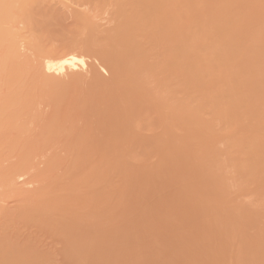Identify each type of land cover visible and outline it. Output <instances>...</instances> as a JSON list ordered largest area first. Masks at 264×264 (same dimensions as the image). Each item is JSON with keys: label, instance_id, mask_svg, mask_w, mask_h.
<instances>
[{"label": "bare ground", "instance_id": "obj_1", "mask_svg": "<svg viewBox=\"0 0 264 264\" xmlns=\"http://www.w3.org/2000/svg\"><path fill=\"white\" fill-rule=\"evenodd\" d=\"M46 1L48 2V4ZM49 1L51 2V0H0V56H1L0 71L2 70L3 72H5V75L3 72L0 73V77L4 75V77H2V80L0 82V87L1 86L3 87L4 84V87L6 88L8 85V89H9V93H7L8 95L10 94V92H12V90H14L11 93V96H8L10 97V99L5 96V98L7 99L6 101V99H4L3 96V99L5 101L0 103V106L2 107V109H0V129L2 125H3L2 129L6 127V122L5 124L3 123V120L5 121L4 118H6L7 121L9 118V121L12 120L18 123V120L25 116L24 114L27 111L26 109L27 108L29 109V107H27V104L29 103L28 102L29 98L27 97L28 99L26 102L25 101L26 96L23 97L22 93L25 94L26 92V95H28V93H30L31 90H33L32 92L33 94L31 93L32 96L30 97H33L35 93L34 96H36L37 98L36 93L38 91H36V89L37 88L40 89V88L37 85H35L36 84L35 82L37 81L41 82L39 79H41L42 77L41 75L43 74L42 71L38 70L41 68V66L40 68L38 67V69H36L37 67H35L34 72H30L31 74L27 72L28 70L27 71L24 70L25 67L22 68V70H24L25 73L24 71L22 72V70L20 71L22 73H20L18 72L19 70L17 71L15 69L14 65H16L17 63L15 59L18 57L19 49H20L18 46L19 45L18 43L20 42H18L19 40H17L19 34L17 35V32H21V31L24 32L25 29H23V25H26L29 22L27 25L30 26L31 25L30 21L34 19L35 16H38L40 13H44L45 7L47 6L51 7ZM96 1H100L98 2V4L100 3H103L104 5L106 4L105 8L109 7V5L110 7L114 8L112 12V14H114V18L112 16V20H114V23H112V25L113 24L114 25L113 27L110 28L111 30L109 31L106 30L104 31L106 33H103L102 31L98 30V28L95 26L96 24L94 23L92 24V21L90 22L89 21L90 19H87L89 18L88 16L85 15V17L87 18L84 17L85 19L83 20L82 15L81 16L79 15L80 16L79 20H82L84 24L86 20H88V22H86L87 24H85V27L88 29H86L83 25V28L86 29L85 31L88 30L89 31L88 33L90 34L88 35L87 41L85 40V42L86 43L93 42V43L86 44L83 41V39L77 40V42H74L73 45H71V43H73L71 42L70 44H68L71 46L66 47L68 46L66 45L64 47L65 49L61 48L62 49L61 51L58 50L56 51L51 47L50 48L52 50L45 47L47 49H43V50L40 49V51L38 52L40 53V55L38 54V57L40 56V59L45 62L44 65L46 69L48 68L47 69L48 71L49 70L52 71V69H55V67L59 69L58 71L60 70L62 71L64 70V68H66L65 66H68L70 68L71 66L74 65L75 62L78 61L84 62L78 55V52L77 53L75 52L77 48L81 49L79 47H82L85 44L88 46L98 45L97 46L98 49L100 47L102 48V50L101 48L99 49L101 54L103 53L102 51H104L105 52L104 56L107 57V59L109 57L110 61L109 59L108 61L110 63L109 65H111V68L113 66L112 68L113 71L111 70L113 72V75L111 74L112 78H110V81L111 80L112 81L111 82L109 81L107 83L102 82V84H99L101 82H99L100 81L99 77L97 78L96 76L92 78L93 79L92 85H90L89 89L85 91L80 90L82 89L80 85L73 86L75 83H78L80 79L78 81L73 80L71 82V85H69L70 87L64 86L65 88L58 87L59 85L56 86V84H54L55 87L52 88V86L54 85L52 86L49 85L52 89L51 90L48 89L47 91L51 92L50 94L52 95L53 103L55 105L54 108L57 109V110L54 109L55 110L54 112L52 111L55 114L53 116L56 117V115L59 113L58 109L62 110V112H60L61 115L63 112L65 113L68 112L69 109L70 111L62 116L60 115L59 117H61V119L58 117L56 119H52L53 113H51L50 115L52 116V118H50L48 120L49 122L47 121L46 124L45 121L42 119L44 121L45 126L44 124L42 125L41 122L42 130L39 129L40 130L39 133L41 134H38V136L31 135L33 137H36L35 139L32 137L33 142L31 141V138L29 140L28 137L27 139L29 140V142L30 141L32 142L29 143V146L27 143L28 140L24 139L25 141H23L18 145V147L20 148V150L18 149L19 150L18 152L20 153L22 152L23 157L26 159L29 156H31V153H33L32 155H34L36 150L38 151H40L41 149L44 150V148H46V146H48L49 144L53 142H59L61 146H63V148L65 149V152L69 153L67 154V156H70V158L69 160L68 157L66 158L67 160L65 163L66 165L65 164L63 165V163L65 162L63 160L65 158H62L63 159L62 160L60 157L57 156H55V158L53 156V158H51V161L50 162L48 161L49 166L46 164L47 165L46 167L48 169L46 168V171L44 170L45 171L44 173L47 174V170H48L47 176H49L52 175L55 171H57L52 175V177L53 179L59 177V179L57 180L58 182L55 179L54 181L56 183L52 184L51 186V183L54 181L53 180L51 181L49 177L46 178V176H42V179H40L42 180L41 181L42 183H43V179L46 178L44 180V182L46 181V183H43L42 186H46V187H49V185L51 186L49 187L50 189L48 188L49 189L48 191H46L47 188L45 189L44 187L40 186V188H43L44 190L40 189L39 187L38 188L40 190L37 188L38 190L36 191L39 192L42 190L40 193H34L33 190L31 192L32 193L31 195L34 194L35 197L33 196L32 199L30 198L31 197L30 192H28V195L30 197L27 194H23L22 197L25 195L29 198L28 202L24 200L25 202H23V205L21 204L22 201H19L20 200L19 197H21L19 195L18 202L21 204V206L20 204H17L19 208L16 206L15 209H12L11 212H9L10 210L5 211V209L1 207L2 210L3 209L4 210L3 211L0 210V264H41L42 262L46 261L44 260L46 257H47L46 259L48 260V258H50L49 257L50 255L51 258L49 259L50 260L49 264H52L53 259L56 258L57 255L53 253V251L52 253L54 255L51 254L50 251L49 252L47 251V249L43 250L45 252L42 251V249L44 248L41 247L40 242L45 237H48L50 239L52 238L53 241L56 240V243H58L59 240H60L59 243L62 242V244L59 243L58 244L62 248L61 249L62 251L61 250L60 251L63 252L64 254L63 256L64 261H66V259H68L67 261H70V263L65 262V264L66 263L67 264H113L114 262L116 264H126V263L131 264L132 260H134V264L136 263L144 264L145 261L146 264L147 262L148 264H150L151 260L149 261L145 260L143 263L142 259L143 258L145 259V257L146 258L148 257L147 259L155 258L153 261L156 262L157 253L155 254L152 253L153 254V255L151 254L152 257L149 258V256H151L149 252L152 251H149L148 248L151 247V243L153 241L158 240V239L155 240L157 237H160V235H158L159 234L158 231L161 230L160 234H162V236L165 235L164 238H166L167 233L166 234L164 233L163 235L162 231L168 229L169 231L168 233H170V230L172 231L173 229L169 226L171 225L174 226L175 222H178V220L182 217L181 215L190 217V214H193L195 209H196L195 214L191 215L193 216L192 219L194 218L193 221L192 219L189 220V218L186 219L184 216L183 218L184 220L186 219V221L187 220L191 221L190 225L192 224V226L195 227L197 226L196 223H199L198 218L201 217L200 218L201 223L198 224L200 225L201 228L197 226L198 230L201 231L198 232L196 227H195L196 230L193 229L194 227L192 228L194 231L191 230L190 228V230L194 232L192 234L193 238H190V240L193 242L192 244H194V240L192 239H197L202 237L204 239L203 243L204 244L206 243L205 246L207 250H209L212 247L209 252H211L212 255L214 256L212 258L211 255V259L214 260H210L209 262H207V264H228V263L230 264V262L236 260L235 259L237 256L236 254L240 250L241 251L238 253V255L242 254L243 252L242 256L240 255L241 256L240 258L245 260L247 264H264V224H263L264 222L261 221V218L262 219L264 218L262 217L264 216V193L263 194L261 193L264 191V0H96ZM96 1L85 0L87 4L94 2V4L99 6L96 3ZM81 2L84 1L81 0ZM45 3L47 4L46 6ZM94 7H92V9ZM48 8H46V10ZM96 8L94 9L95 11ZM100 8L98 9L100 10ZM51 10H53V8L50 9L48 12H45L47 13V16H50L48 14L50 13ZM52 12L50 13L51 16H52ZM76 16L78 15L76 14ZM44 17L45 15L43 16V18ZM46 18L48 19V17H45L44 19ZM21 20L23 21L21 22ZM36 20L35 22H37ZM76 20L78 19L76 18ZM24 22L26 23L23 24ZM41 22H43V20H41ZM15 23L19 26L23 24L22 28H20L23 30L19 31L20 29L18 27L19 30L17 29V31L15 32L14 29ZM44 23L47 24L45 20ZM79 23H81V21H79ZM79 23H78V31L81 30L80 28L82 27L81 26L79 28L80 26ZM10 26L11 27L13 26L14 30ZM28 26L27 29H30L31 27L28 28ZM93 26L94 28H92ZM96 30L99 32L98 34H100L101 32L100 35L97 34L98 37L96 36L97 33ZM81 32L82 30L79 32V34ZM82 33H84V29ZM102 33L104 35L101 37ZM56 35L57 34L55 33V36ZM68 35L69 34H67V36ZM89 36L90 37L92 36V38H90ZM83 37L84 36L82 35V38ZM19 38H25V37L22 36ZM50 40L51 39H49V41ZM42 41L43 40H41V42ZM81 41H83L85 44L81 43ZM53 42L55 41L53 40ZM78 42L82 44V46ZM75 43H77L76 49L74 46ZM95 43H97V45H95ZM86 45L84 47H86ZM82 49L84 48L82 47ZM13 59L16 62V63L14 62L15 64L11 62L13 61ZM11 65L14 67L13 69H15L16 71L12 69ZM16 68L18 69V67ZM24 78L28 80V82L29 80H31L32 85L30 84V82L28 85L26 83H23L26 86H23L24 88L23 87L21 88V86L23 85L22 82L24 81L26 82ZM35 79L38 80L36 81ZM72 79L75 78L73 77ZM96 79H98L99 81ZM45 80L46 79H44L45 83L42 82V84L44 83L43 86L46 85V82L48 81ZM47 83H51V82L48 81ZM17 84L20 85V87ZM37 84L41 86L40 83ZM8 89L6 88L5 91L6 90L8 91ZM34 89L36 92L34 91ZM18 93L22 94V98H24L25 100L24 99L21 100V96L18 95ZM18 96H20V98ZM3 99L1 100L3 101ZM38 100L35 101L34 99L35 102L32 100L33 102L31 101V103L29 104H36ZM22 102L24 103V105H26V107L22 104ZM65 106L69 108V109L66 108V111L63 110V108L65 109ZM33 107L34 105L32 106V109ZM30 110L29 113L31 112ZM29 113H28L29 115L28 119H30L31 117V113L30 114ZM102 115L103 117H101ZM36 116H38V114ZM104 116L106 119H103ZM25 119L27 118L25 117ZM25 119H23L24 123H25ZM102 119L104 121H102ZM107 119H109V121L105 123ZM17 123L15 124L12 123L13 125L9 126L11 122L10 123L8 122L9 125L7 124L8 125L7 127L9 128L8 130L6 129L4 131L9 132V129H11L14 125H18ZM26 123L24 124L26 125L24 126L25 132L27 130L26 128H27V124L29 123V120L28 123L27 124ZM31 123L32 122H30L29 124ZM101 124L103 126H101ZM141 124L143 126L142 128L144 129L140 127ZM218 125H221L220 129ZM15 127L16 126H14L12 130H14ZM20 127L22 128L23 126ZM101 127H103V130L99 129ZM152 127L153 129L155 127L158 130L157 131L155 129L158 133H155L156 131L154 132L153 130V132L155 133L154 137H152L153 135L151 133L152 130H149L150 133L148 132V129H151ZM105 128H107V130ZM19 129L17 127V130ZM21 130L23 131L24 129L22 128ZM94 130L97 131L95 132V134L97 135L94 134ZM100 130L104 133H102ZM144 130L145 132L147 131L148 139L145 138L146 137L145 132L142 134L140 133V131L143 132ZM3 132H2L3 138L0 137L1 138L0 146L2 144L3 145H6L7 143L10 144L9 143L10 141L8 140H12L11 137L9 138L8 136L7 138L6 136L11 132L9 133L4 132L5 134H3ZM181 133L183 134L181 135ZM99 135L101 136L100 138ZM149 135H151V139ZM95 136L97 137L99 143L101 141L100 143L101 148L99 146L97 147L99 143H97V139L95 138ZM99 139L101 140L99 141ZM5 140H7V143ZM93 140L94 142H92ZM219 142L220 143L224 142L223 144L227 145V146L225 145L227 149L223 147V150L224 149L227 150V153L226 154L224 153L227 156V158L225 157L224 154L221 155V153H223V150L220 153L218 152L220 146L219 148H217L218 147L217 144L219 145L220 144ZM23 143L25 146H23ZM95 143H97L95 145L96 147L92 146ZM8 144L7 147L9 150H11L12 148H9L10 145ZM13 144L14 145L13 146L11 145V147L16 146L15 145L17 144L16 140ZM20 145H22L24 149H22ZM220 145H222V143ZM7 147L5 146L6 149ZM15 148L17 147H14V149L12 150L13 152L16 151ZM152 149L155 150V153L152 151ZM9 150L8 152H11ZM147 150L149 151V153H145L147 152ZM3 152L4 151H1L2 155ZM18 152H16V154ZM151 153H154V155L158 153V155L162 159L166 158V160H168L166 162L165 159L161 160L160 158V161L163 162L165 161V163L168 164L166 165L167 167L165 166V163L160 165L159 156H157L156 154L155 160L158 159L156 161L157 163L155 162L154 165L151 162V165L152 164L154 165V167L153 166L151 167L154 169L156 164L159 163V166L161 167L164 165L162 167L164 170L168 169L167 170L168 173L167 171L165 172L161 168V172L159 171L155 172L154 170L155 172V176H154L153 174L154 172L153 173L151 172L153 169L149 165L150 164L149 159L151 160L152 157L154 158L153 154H152L153 156H150ZM146 154L147 156L148 155L149 156L146 157ZM141 155L144 157H141ZM219 155L221 157H219ZM16 157H18V161L20 163L17 162L19 164L15 163V165L16 164L21 165L22 160H20V158L22 159V157L19 156ZM138 157L141 159L140 160L137 159ZM156 157L158 158L156 159ZM142 158H145L144 161H142L143 160ZM146 158H149L148 167L151 168V171H149L150 169L148 171L152 174V176L151 174H149V172L145 171L148 169L146 166L147 163L145 166H142L145 164V162H147ZM220 158H222V161L220 160ZM225 158L227 159L226 161H224ZM29 159L31 160V158ZM134 160L135 162L137 161L138 163L137 165L136 163L134 164L133 162ZM22 162L24 163V161ZM131 163L132 165L134 164L133 166H137V168L138 165L140 164L139 168L140 166H142L141 168H144L145 170L141 168L140 169L144 173L138 168L141 172H138L137 174L136 170L138 169L136 168L134 169L133 166L132 168H130ZM15 165H14L15 168H19ZM62 165H63V169H62ZM60 166H61L60 171L62 173L61 175L63 176L65 175V173L67 174V178L65 177L66 179L63 178L64 176L63 177L62 176L60 177L59 175L55 176L56 174H59L58 171ZM66 166L68 168H66ZM15 168L13 169L9 168L8 170H11V172L8 171L7 169H6L7 171L5 169L4 170L2 169L3 170L2 173L0 172V177L4 176L2 177L3 179L5 180L8 179L6 180V184H8L9 186L11 184V188H12L11 189L8 185H6L4 183L5 181L3 182L1 178L2 182L1 181L0 182L5 184L3 188L1 187L2 184L0 185V187L3 189L2 191H0L1 192L0 197L2 200L3 198H5V196H8V194L14 192L13 191L14 186H12L13 183L11 182L13 181L14 176L12 179L10 178L9 180V178L5 176V173L8 176L7 173L10 172L9 174L11 176L15 174L16 172ZM24 168L26 169L28 167L25 166ZM24 168H22V170L20 168L19 172L20 171L24 172L25 171L23 170ZM233 168L235 171H237V174L232 170ZM130 169L131 170L134 169L133 173L131 172ZM230 169L231 171H229ZM64 170L65 171L67 170L68 173L64 172ZM19 172L17 169L16 174H19ZM146 172L147 174H149L147 175V177L151 176L152 177V178L150 177L151 179L149 177L148 179L147 177H145ZM158 172L159 174L161 173L160 175L165 174L164 177L166 178L167 176H169L167 178V181L169 180L168 182L173 183L174 185L176 182L178 186L176 185L173 186L172 184H168V182H165L166 178L164 179L163 175L161 177L158 174H156ZM44 173H41V175ZM134 173L137 175H135ZM174 173H176V175ZM129 175H131L130 178ZM227 175H229V178ZM230 175H232L233 177H231ZM132 176L133 178H135L136 176L135 180L137 179L136 180L137 182L131 178ZM138 176L139 177L142 176V177L139 178ZM234 176H237V178L235 177L234 179ZM174 177L175 178L177 177L178 179L176 180L174 179ZM230 177L232 178L231 180ZM60 179L61 181H59ZM131 179L133 181H130ZM192 179H194V181ZM140 180H142L143 182L146 181V183L144 182L145 186L147 185V182L148 183L152 182L157 190L156 192L160 193L159 191L161 190L163 192V195L165 193L167 194V196L164 195L163 197L161 192L160 194L161 197H160L154 191L152 194L153 195L157 194L160 197L157 198L158 196L154 195L157 198L156 206L154 204H153L154 207H152L151 204L149 207L145 206L147 202L145 200L147 198L151 200V198H155V197L153 195L152 197H149V195L147 194L146 199H142L140 195L149 193L150 191L152 192L155 189H153L154 186L150 187L153 185L152 183H150L151 185L148 184L149 186H146L148 188V192H147V189L144 187V185L141 183ZM173 180L176 181L174 182ZM236 180H240V181L244 180V182L242 183L238 181L243 185H240L239 183L238 184L242 188L244 187L243 189L244 192H243L240 186H238V188H240V190H238L240 191L238 193L240 195V198H238L239 197L238 196L237 197L238 199L234 198L233 196H229L230 193H231L230 195H234V193L237 194L235 190H234L235 192L232 191L233 188H235L233 187L235 186L233 182L237 183ZM8 181H10L9 182L10 184L7 183ZM47 181L49 185L47 184ZM127 181H129V183H127ZM159 181L163 184H161ZM133 182L136 183L135 186L132 185ZM157 182L160 184H157ZM231 182L233 183V186L232 184L230 185ZM137 183H139L138 186L142 184L140 188H138V190L141 192L140 194L136 188ZM181 183L183 187L180 186ZM166 184H168V186ZM130 185L132 186V188ZM158 185L162 187L165 185L163 188L164 190ZM172 186L176 188L172 189ZM245 186H247V188L251 187L249 189L250 192L246 190L247 188ZM128 187L131 189L129 190ZM157 187H159L160 190ZM177 187L180 190H176ZM5 188L8 191L5 190ZM133 188L136 189L134 190V192H133ZM231 188L232 190H230ZM143 189L146 190L145 193L144 191L142 193L141 190ZM181 189L183 190L181 191ZM251 189H253L254 192H251ZM4 190L7 192L5 193ZM168 190H170L169 193ZM128 191L132 192V194H129ZM137 192L138 194H136ZM151 192L149 193L150 196H151ZM241 192L242 194H240ZM4 193L5 195H3ZM173 194L178 195L183 200L182 199H177L178 201L175 200L174 197L176 196ZM180 194L183 197L180 196ZM130 195H133V197L131 196L132 200ZM134 195H137V197L140 196L138 197L139 199ZM242 195H245L246 197H249V195L252 196L254 195L259 197V198H255L254 196L253 197L250 196L251 199L254 198L252 200H256L255 201L256 204L253 203L256 209L254 207L251 208V205L253 206V204H250L251 201L247 203L243 201L241 199ZM25 196L23 197V199H25ZM245 196L242 197H244L245 199ZM171 197H172V202L173 200L174 202L177 201L176 203H178V206H180L181 204V206L183 207L185 206V204L188 205L190 203V205L192 206V210L193 208L194 210L190 213L188 212L189 215L188 216L186 215V213L188 210L187 208H189L190 205H188L186 211L183 212L184 214L181 213L182 210L184 209L180 206L178 207V209L180 208L182 210H179L180 213L177 214L175 210L178 209H173V207L175 208L177 204L174 203L176 206L172 204V202L170 201ZM184 197L186 198L188 197V198L185 200ZM228 197L229 198L232 197V198L228 199ZM15 198L17 199V197ZM125 198L126 200H124ZM127 198L130 199L128 200ZM140 198L142 199V202ZM143 198L145 197L143 196ZM161 198L164 199V202H162L163 200L160 201ZM169 198L170 200L167 201V199ZM136 199H138V201ZM158 199L162 203H165L166 201V204L168 202H171L169 203L171 204L170 205L171 209L169 206L167 210L169 209L170 211H172V209L174 210V212L176 213L174 214L175 217H177V221L176 219H174L175 217L172 218L173 213L170 218L174 219L173 220L174 223L170 222L169 221L170 219L168 220L167 217H169L168 216L169 214L165 219L164 218L162 219V217H165V215L162 216L161 219L159 220L154 219V218H158L157 216H159L158 209L160 210L161 213L162 212L161 209L163 208L162 203L161 204L159 203L160 205H162V207L160 205H157ZM236 199L237 200L241 199L242 201L240 202H243V204L245 203V205L242 206L240 202L239 204H234L236 202L235 201ZM120 200L126 202V203L121 202L123 205L120 203L123 206V208L125 204L131 205L133 203V205L131 207H129L130 205L129 206L127 205L125 208L128 210L126 211L125 208H124L125 210L120 208L121 207L119 205ZM143 201L145 204L143 203ZM154 202L152 201V203ZM184 202L186 203L184 204ZM147 203H148L147 205H149V202ZM248 203L250 205L249 207H248ZM256 205H258V207ZM159 206L161 208H159ZM129 208L131 209L129 210ZM166 208H165V212L169 213L168 211H166ZM257 208H259L258 209L259 211L257 210ZM154 209L156 210V212L154 211ZM190 209L188 211H190ZM150 210H151V215H153L152 214L153 211V213L155 212L157 216H151ZM118 211L123 212L122 213L123 215L121 213L119 214ZM199 211H201V213ZM124 212L127 214L125 215V218H124ZM144 212L145 215L148 216L149 213V217L150 216L153 217L151 219H149L148 217L147 218L144 217V218H146L147 220L148 219L151 220V223H153L152 222L153 219L155 220V222L152 224V228L150 227L151 223L149 221H146V219H144L145 221H143L144 224L146 222L145 225L147 226L149 225L148 228L149 227L151 228L149 229L148 235L147 234L144 235L154 238V240L151 238L153 241H151L149 238L148 240H146L147 237H144V235H142L143 234L142 231L144 229L146 230L147 228L143 224V222H140V218L143 216ZM196 213L197 214L200 213V214L197 215ZM118 214L119 216L121 215L120 218L122 220L121 219L120 220L122 222L119 220ZM259 216L261 217L258 219ZM257 219L262 224L261 223L256 224L255 221ZM162 220H164L165 222L166 220H168V222L173 223L170 225L168 223L166 224L167 226L169 225L168 227L170 229L167 227H164L166 229L162 227H161L162 229L160 228V226H162L161 223L164 222ZM184 220L182 219V222L179 221V225L185 223L183 222ZM258 220L256 222H258ZM189 221H187L186 224H188ZM194 221H196V223ZM193 222L195 223V225L193 224ZM140 223H142L145 227V228L143 227V230H141V232L139 230L143 225L141 224V227H139ZM253 223H255L254 225H257L259 228L260 226L262 227L258 229V227L253 226ZM182 226L183 224L180 227ZM243 226H249L250 228L247 227L248 228L247 230V228L245 227L244 229ZM177 227L178 229L180 228L178 224ZM189 227H187L188 230ZM241 227H243L242 228L243 230H247L248 232L243 231ZM22 228H25L23 229L25 230V232L28 231V230L26 231V228H30V229H35L36 231L38 230L41 233H39L38 231H37L38 233H36V231L34 230L35 232L30 234L31 236L25 235V232L22 230ZM240 229L241 232L242 231L244 232L243 233L244 236L247 235L249 238L247 236L245 237L241 236L243 234H240ZM147 230L145 231L146 233L148 232ZM174 230H173L174 233L171 232L170 235L172 233L175 235L179 234L178 236H175L178 238L183 232H185V230H182L180 228L179 229L180 231L177 234L176 230L175 231ZM254 231L256 233H254ZM20 232L24 233V235L23 234L21 235ZM180 232L182 233L180 234ZM192 232L189 233L191 234ZM42 233L43 236H40L39 239V235ZM140 233H142L141 235L144 237L145 241H143V239H140L141 238V235L139 236ZM200 233H202L201 236ZM33 234L35 236L39 234L37 236L38 239L34 240L33 237L35 236H33ZM134 234L136 235V237L138 236L140 237L139 242H137L138 241L136 240L137 238L135 239L137 243L133 241ZM173 234L172 237L174 239ZM183 234L181 236H183ZM190 234H188V236H190ZM170 235L168 234V236ZM21 236L23 237L20 238ZM26 236L28 237L26 238ZM127 236L133 239L131 243L133 244V246H131V244H129L128 246L127 244V246L130 247L127 248L131 249V251L134 250L133 252H135V248H133L132 250V247H134L135 244L140 246L141 243L140 240L143 241L142 243L145 244L147 243L148 246L145 244L144 245L147 246L148 248L145 246H143L142 249H140L141 247L140 248L137 247L140 250V252L136 251L135 254L132 253L130 250L126 249V244L124 247L125 242L129 243L130 238L128 237L129 238L128 239ZM181 236L180 239H178V241L175 238L176 240H174V242L177 241L178 243L179 240H181L182 243L180 244L186 246L187 243V246H189L190 244H188V242L190 240L187 239L185 243L184 241L185 234L183 236L184 237L183 240H182L183 237L181 238ZM251 236H253V238H250ZM170 237L168 238L170 239ZM19 238L20 240L23 238L24 239L30 238V240L25 239V241H23L25 243H23L22 240L20 242L17 241L19 240ZM31 238H33V240ZM186 238L188 237L186 236ZM242 238L244 239L242 240ZM161 239L163 240V237ZM203 239L201 240L203 241ZM36 240L39 241L36 242ZM164 240H166L167 242V239ZM213 240H217L218 242H214ZM159 241H157L158 243L153 242L152 245H154L155 243L156 246L155 245L154 246L156 248L159 244L162 243V241L160 243ZM199 241L200 239L198 240V242ZM32 242H34L35 244ZM169 242L170 241H168V243ZM38 243L40 244V247ZM168 243H166L165 245V243L163 242L162 244L168 247ZM162 244L160 245L161 249H163ZM169 244L175 245L174 243H169ZM180 244H179V248H180ZM207 244L208 246L210 244V246L207 247ZM36 245L38 246L39 249L41 248L40 255L36 253L40 251L38 250V248L35 250V248L37 247ZM196 245L199 247L198 243ZM215 245L217 249L215 248ZM218 245H220L221 249L218 248ZM31 246L33 247V249ZM185 246L183 247L185 248ZM193 246L190 245L189 247L193 248L190 249L194 250L195 248ZM197 246L195 247L197 248ZM189 247H187L188 250H190ZM200 247L202 249L204 248L202 247V245H200ZM146 248L148 250H146ZM155 248L151 247L153 252ZM160 248H157V250H159ZM187 248H185V250ZM124 249H126V251H124ZM167 249L168 248H166V251H168ZM183 249L180 248L179 250L183 251ZM229 249L231 250L229 251ZM163 250H161V252L155 250V252H158L160 254L162 253V251L165 252V249ZM195 251L196 249L194 250V252ZM227 251L229 252L234 251V253L236 254H232V252L229 253ZM61 252L60 253L58 252V254H61ZM141 252L143 253V255L141 254ZM173 252L174 254H171L173 256H175L177 253L180 254L178 252V248L176 249V253H175V249ZM199 252L201 253V251ZM126 253L127 254L132 253L131 256L132 255L133 256L129 257L130 254L127 256ZM167 253H162L166 255V257L164 256L165 261L162 260L163 259L162 254L159 255V258L157 259L160 260L161 258L162 260L161 262L164 261L165 264L170 263L169 257L167 258L170 252L168 253V255ZM183 253L182 255L184 256V254L187 252H185L184 254ZM188 253H191L193 255L192 251H189ZM205 253H207L206 255L208 257L211 254V253L209 254L208 251ZM227 253H229L230 255ZM63 254H61L60 256L61 258ZM125 254L128 259H131L130 263L128 262L129 260L126 258ZM190 255L186 256L187 258L185 259V261L189 259L188 257H190ZM204 255L205 254L203 251V256L199 255V258L201 257L200 258L201 261L199 262L203 261L202 257H204ZM206 255L204 258L208 259ZM231 255H236V256H232V259L234 257L233 260H231ZM196 256L198 255H195V257ZM179 257H181V254L178 255V258L177 257L176 258L179 259ZM243 257H246V259ZM183 258H185V256ZM199 258L197 257L196 260L198 261ZM240 258L238 256L237 259L239 260ZM168 259L169 262H166V260L168 261ZM242 259H240V262ZM159 260H157L158 263H160ZM181 260L183 264L187 263L183 261V259ZM245 261H242L241 264L245 263ZM48 262L46 261L45 263L42 264H48ZM192 263L195 264L196 262L194 261L189 264ZM238 263L239 261L234 264H238ZM152 264H154V262ZM175 264H182V263L179 261ZM202 264L204 263L202 262Z\"/></svg>", "mask_w": 264, "mask_h": 264}, {"label": "rangeland", "instance_id": "obj_2", "mask_svg": "<svg viewBox=\"0 0 264 264\" xmlns=\"http://www.w3.org/2000/svg\"><path fill=\"white\" fill-rule=\"evenodd\" d=\"M83 1H84V2H81V0H71V1H70V0H51V2L49 1V4H50L51 7H49V6L45 7V9H44V13H40L38 16H35L34 19H32V20L30 21V24H31L30 26L27 25L29 22H28L26 25H23V24H25L26 22H24V23L22 24V25H23V29H25L24 32L21 31V30H23V29H20V28H22V25L19 26V25H17L16 23H15V25H14L15 32L17 31L18 27H19V29H20V30H19V29H18V30L21 31V32H17V35L19 34V37H22V36L25 37V38H19V37L17 38V40H19L18 42H20V43H18V44H19L18 46H19V48H20V49H19V54H18V57L15 59V61H16L17 63L14 61V59H13V61H11V62H13V64L16 63V65H14V66H15V69H16L17 71L19 70L18 72H20V71L22 70V68L25 67L24 70H25V71L28 70L27 72L30 73V72H34L35 67H37L36 69H38V67L40 68V66H41V68L38 69V70L42 71V74H43V75H41V76H42V77L44 76L45 78H44V77L42 78V77L40 76L41 79H39V80H40L41 82H38V81H37L38 79H35V80L37 81V82H35L36 84L33 82L35 85H37V86L41 89V90L38 89V88L36 89V91H38V92L36 93L37 98H36V96H34L35 93H34L33 97H30V96H32V94H33V93H32L33 90H31V92L28 93L29 96L26 95V92H25V94L22 93V94H23V97L26 96V98H25L26 100H25L24 98H22V94H19V93H18V95L21 96V100L24 99V100L27 102V99L29 98V99H28V102H29V103H31L32 100L34 101V99H35V101L39 99V100L36 102V104H29V103H28V104L30 105V106H29V105L27 104V107H29V109H28V108H27V109L25 108L27 111L25 110V111H26V113L24 114L25 116L23 115L24 117H22V118H23V119H25V117L27 118V119H25V123H26V120H27V123H28V120H29V123H30V122L33 123V124H32V123H31V124H29V123L27 124V123H26V124H27V128H26L27 130H26V132H25V128H24V126H26V125H24L25 123L23 122L24 120H23L22 118L18 120V123H17L16 121H12V120L9 121V118H8V121H7V119L4 118L5 121L3 120V123L5 124V122H6V127H5L4 129H2V128H3V125H2V127H1V129H0V137L3 138V137H2V132H3L4 130H6V129L8 130V128H9V127H7V126L9 125L8 122H9V123L11 122V124H10L9 126H12V125L15 124V123L18 124V125H14V126H16V127H15L16 129L14 128L15 131L12 130L14 126H13L12 128L10 127L11 129H9V132H11V133L6 135L7 138H8V136H9V138L11 137V139L13 140V141H12V140H8V141H10V142H9L10 144H8V143H7V140H5L6 143H7L8 145H10L9 148H12V149L9 150L8 147H7V144H6V145H3V144H2V145L0 146V154H1V151H4V152H3V155H2V154H1L2 156L0 155V156H1V157H0V162H1V163H0V172L2 173V171H3L4 169H5V170H6V169L8 170L9 168H11V169L15 168V167H14L15 163L19 162V161H18V157H16V156L22 157V159L20 158V160L24 161L25 164L21 161V165L23 166V167H22L21 165H17V164H19L20 162L17 163L15 166H17V167H19V168H15V169H16L15 174L17 173V169H18V172H19L20 168H21V170H22V168H24L25 166L28 167V168H26V169H25V168L23 169V170H25L24 172H23V171H20L19 174H16V175L13 174V175L10 176L9 173L11 172V170H8V171H10L9 173H7L8 176H7L6 173H5V176L8 177L9 180H10V178L12 179L13 176H14V179H13V181H11V182L13 183L12 186H14L13 188L15 189V190L13 189L14 192H12L11 194H8V196H5V198L2 197L3 200H2L1 197H0V202H1V203H0V208H1V207L4 208L5 211L10 210L9 212H11L12 209H15V207L17 206V204H20V203L18 202L19 198H20L19 201H22V203H21L22 205H23V202H25V201L28 202L29 198H28L27 196L24 195V196H25V199H23V197H24V196L22 197L23 194H27V195H28V192H30V195H31V194H32L31 192H32L33 190H34V193H40L42 190H44L43 188H40V186H42L43 183H46V181L44 182V180H45L47 177H49V179H51V181H52V180L54 181L55 179H56V181H57V180L59 179V177H58V178H55V179H53V177H52V175H53L55 172H57V171H55V170H54L55 172H54L52 175H49V176H47V175H48V170H47V174L44 173V172L46 171V168H47L46 166H47V165L49 166L48 161L50 162V161H51V158H53V156H54V158H55V156L60 157L61 159H62V158H65L64 160L62 159L63 161H65L64 163L62 162L63 165H64V164L66 163V161H67L66 158L68 157V160H69V158H70V156H67V154H69V153H68V152H67V153L65 152V149L63 148V146H61V144H60L59 142H53V143L49 144L48 146H46V148H44V150L41 149L42 151H41V150H40V151L36 150L35 153H34V155H32L33 153H31V156H29V157L26 158V159L23 157L22 152H21V153L18 152V151L20 150V148L18 147V145H19L20 143H22L23 141H25V140H28V139L30 140V138H31V141L33 142L32 137H33V136H36V135L38 136V134H41V133H39V132H40V130H42V129H41V128H42L41 126L44 124V121H45V124H46L47 121H48L50 118H52L53 115H55L53 112L55 111L54 109H56V108H54L55 105H54V103H53V98H52V95L50 94L51 92H50V91L48 92L47 90H48V89L51 90L53 87H55L54 84H56V86L59 85L58 87H64V86H68V87H70L69 85H71V82H72L73 80H77V81H78V80L80 79V81L82 80L81 83H80V81H78V83H75L74 85H73V84H72V85H73V86H75V85L79 86V85H80L81 88H82V89H80V90L85 91V90L89 89V86H90V85H92V81H93L92 78H94V77H96V76H97V78L99 77V80H100V81H99L98 79H96V80H98L99 82H101V83H99V84H102V82H103V83H107V82L110 81V78H112V77H111V74L113 75V72H112V71H113V70H112L113 66H112V68H111V65H109V64H110V63H109V61H110L109 57H108V59H109V61H108L107 57L104 56V53H105V52L102 51V52H103V53H102L103 55L101 54V52H100V50H99L101 47L98 49V47H97V46H98L97 43H95V45H97V46H88V45H86V44H89V43H90V42H89V43H86V42H85V40L87 41V37H88V35H90V34L88 33V32H89L88 30L85 31L86 29H88V28L85 27V24H87L86 22H88V20H86V22H85V24H84V23L82 22V20H79V19H80V16H81V15H82V17H83V18L81 17L83 20H84L85 18H87V17H85V15L88 16L89 18H87V19H90L89 21H90V22L92 21V24H93V23L96 24L95 26L98 28L99 31H102L103 33H106V32H104V31H106V30H108V31L111 30L110 28L113 27V25H114V24L112 25V23H114V20H112V16H113V18H114V14H112L114 8L110 7V5H109V7H106V8H105V5H106V4H105V5H104L103 3L98 4V2H100V1H96V0H95V1H96V3H97L99 6H97L96 4H94V2H92V3H88V4H87V3L85 2V0H83ZM46 2H47V1H46ZM56 2H57V3H56ZM90 2H91V1H90ZM51 3H52V4H51ZM53 3H54L55 5H54ZM47 4H48V2H47ZM47 4L45 3V6H46ZM58 4H59V5H58ZM82 4H83V5H82ZM86 4H87V5H86ZM101 4H103V5H101ZM91 5H92V6H91ZM93 5H94L95 7H94ZM100 5H101V8H102V9L100 8ZM79 6H80V7H79ZM96 6H97V8H96ZM103 6H104V8H103ZM107 6H108V5H107ZM48 7H49V8H48ZM92 7H94V8L92 9ZM46 8H48L49 10L53 8V10L50 11V13L53 11V12H52V16H51L50 13L48 14V15H50V16H47V13H45V12H48L49 10H48V9L46 10ZM95 8H96V11L94 10ZM98 8H100V10H99ZM97 10H98V12H97ZM75 12H76V13H75ZM90 12H91V13H90ZM55 13H56V14H55ZM101 13H102V14H101ZM41 14H42V16H41ZM43 14L45 15V17H48V19L46 18L48 21H47L46 19H44L45 17L43 18V16H44ZM76 14H77L78 16H76ZM79 15H80V16H79ZM99 15H100V16H99ZM96 16H97V17H96ZM41 17H42L43 19H42ZM57 17H58V18H57ZM84 17H85V18H84ZM92 17H93V18H92ZM49 18H50V19H49ZM52 18H55V19H52ZM76 18H77L78 20H76ZM36 19H37V20H36ZM38 19H39V20H38ZM40 19L43 20V22H41ZM33 20H34V21H33ZM35 20H36L37 22H35ZM44 20L47 22V24L44 23ZM22 21H23V20H21V22H22ZM49 21H50V22H49ZM79 21H81V23H79ZM18 22H19V21H18ZM19 23H20V22H19ZM33 23L35 24V26H34ZM43 23H44V24H43ZM52 23H53V24H52ZM78 23L80 24L79 28L82 26V27L80 28V29L82 30V32H83V29H84V33H82V32H81V33H82V35H83L85 38H84V37L82 38L81 33L79 34V32H80L81 30L78 31ZM32 24H33V26H32ZM81 24H82V25H81ZM37 25H38V27H37ZM83 25H84V27H85L86 29L83 28ZM15 26H16L17 28H16ZM27 26H28V28H30V27H31V28H30V29H27ZM86 26H87V25H86ZM10 27H11V26H10ZM88 27H89V26H88ZM90 27H91V26H90ZM11 28L13 29V26H12ZM92 28H94V26H93ZM14 29H13V30H14ZM36 29L39 30V31H37ZM61 29H62V30H61ZM28 30H29V31H28ZM47 30H48V31H47ZM66 30H67V31H66ZM68 30H69V31H68ZM89 30H90V29H89ZM34 31H35V32H34ZM60 31H61V33H60ZM108 31H107V32H108ZM41 32H44V33H41ZM66 32H68V33H66ZM96 32H97V33H96V36L98 37V35H100L101 32H100V34H98L99 32H98L97 30H96ZM37 33H38V34H37ZM39 33H40V34H39ZM55 33L57 34L56 36H55ZM63 33H64V34H63ZM74 33H75V34H74ZM103 33H102L101 37L104 35ZM21 34H22V36H21ZM34 34H35V35H34ZM36 34H37V35H36ZM45 34H46V35H45ZM67 34H69V35H68L69 37L67 36ZM97 34H98V35H97ZM24 35H25V36H24ZM40 35H41V36H40ZM48 35H50V36H48ZM60 35H61V36H60ZM38 36H39V37H38ZM47 36H48V37H47ZM96 36H95V37H96ZM29 37H30V38H29ZM32 37H33V38H32ZM77 37H78V38H77ZM89 37H90V36H89ZM31 38H32V39H31ZM40 38H41V39H40ZM46 38H47V39H46ZM90 38H92V36H91ZM99 38H100V36H99ZM27 39H28V41H27ZM49 39H51V40L49 41ZM82 39H83V41H84L86 44H85L83 41H81V43L85 44L86 47H84L85 45L82 46V44L79 43L80 41H79L78 43H79L84 49H82V47H79V46H80V45H79L78 47L81 48V49H78V48H77V49H78V50H77V49H76V47H77V43H75L74 46H75V49H76L75 52H76V53L78 52V55L80 56V58H81L85 63H84V62H80V61H78V62H75L74 65L71 66L70 68H69L68 66H65L66 68H64V70H62V71H61V70L58 71L59 69H58L57 67H55V69H52V71H50V70L48 71V70H47L48 68L46 69V67H45V65H44L45 62H44L43 60L40 59V56L38 57V54L40 55V53H38V52L40 51V49L43 50V49H47V48H48V49H51V48H52V49H55L56 51H57V50H58V51H61L66 45L70 44L71 42H73V43H71V45H73L74 42H77V40H82ZM88 39H89V38H88ZM29 40H31L32 42L29 41ZM41 40H43V41L41 42ZM44 40H45V42H44ZM53 40H54L55 42H53ZM63 40H64V41H63ZM33 41H34V42H33ZM39 41H40V44H39ZM28 42H29V43H28ZM37 42H38V43H37ZM65 43H66V44H65ZM92 43H93V42H92ZM92 43H90V44H92ZM16 44H17V43H16ZM98 44H99V43H98ZM31 45H32V47H31ZM38 45H39V46H38ZM42 45H43V46H42ZM46 45H47V46H46ZM71 45H68V46H66V47H69V46H71ZM93 45H94V44H93ZM28 46H29V47H28ZM35 46H36L37 48H36ZM100 46H101V45H100ZM45 47H47V48H45ZM50 47H51V48H50ZM87 47H88V48H87ZM96 47H97V48H96ZM38 48H39V49H38ZM61 48H62V49H61ZM27 49H28V50H27ZM30 49H31V51H30ZM52 49H51V50H52ZM64 49H65V48H64ZM73 49H74V47H73ZM96 49H97V50H96ZM66 50H67V48H66ZM66 50H65V52H66ZM101 50H102V48H101ZM36 51H37V52H36ZM17 52H18V51H17ZM17 52H16V53H17ZM33 52H34V53H33ZM35 52H36V55H37V56L35 55ZM16 53H15V54H16ZM63 53H64V52H63ZM79 53H80V54H79ZM33 54H34V55H33ZM81 55H82V56H81ZM105 55H106V54H105ZM107 55H108V54H107ZM15 56H17V55H15ZM108 56H109V55H108ZM0 58H1V56H0ZM18 60H19V61H18ZM27 60H28V61H27ZM105 60H106V61H105ZM111 61H112V60H111ZM14 62H15V63H14ZM20 62H21V63H20ZM19 63H20V64H19ZM41 63H42V64H41ZM112 63H113V62H112ZM26 65H27V66H26ZM42 65H43V66H42ZM11 66H12V65H11ZM16 67H18V69H17ZM26 67H27V68H26ZM43 67H44V68H43ZM13 68H14V67L12 66V69H13ZM30 68H31V70H33V71H31ZM53 68H54V67H53ZM110 68H111V69H110ZM0 69H1V68H0ZM15 69H13V70L16 71ZM45 69H46V70H45ZM24 70H22V72H23ZM43 70H45V71H43ZM111 70H112V71H111ZM25 71H24V73H25ZM1 72H3V71L1 70L0 73H1ZM22 72H20V73H22ZM43 72H44V73H43ZM45 72H46V73H45ZM111 72H112V73H111ZM3 73H4V75H5V72H3ZM29 73H28V74H29ZM39 73H40V72H39ZM30 74H31V73H30ZM44 74H45V75H44ZM4 75H2V76L0 77V82H1V80H2V77H4ZM40 77H39V78H40ZM73 77H74L75 79H72ZM77 77H78V78H77ZM84 78H85V79H84ZM24 79H25V78H24ZM44 79H46L45 81L48 80V81L51 82V83H47V82H48V81H47V82H46V85L43 86V84L45 83V82H44ZM25 80H26V79H25ZM35 80H34V81H35ZM54 80H55V82H54ZM21 81H24V80H21ZM57 81H58V82H57ZM98 81H96V82H98ZM111 81H112V80H111ZM111 81H110V82H111ZM29 82H30V84L32 83L31 80H29ZM29 82H28V80H26V82L24 81V82H22V84H23V83H26V84L28 85ZM42 82H44V83L42 84ZM75 82H76V81H75ZM37 83H40L41 86H42V88H41V86H39V84H37ZM69 83H70V84H69ZM79 83H80V84H79ZM90 83H91V84H90ZM93 84H95V83H93ZM99 84H98V85H99ZM17 85H18V84H17ZM31 85H32V84H31ZM47 85H48V86H47ZM49 85H50V86L54 85V86H52V88H51ZM60 85H61V86H60ZM103 85H104V84H103ZM18 86L20 87V85H18ZM23 86H26V85L23 84V85L21 86V88H22ZM33 86H34V85H33ZM93 86H94V85H93ZM1 87H2V86H1ZM1 87H0V88H1ZM47 87H49V88H47ZM71 87H72V86H71ZM91 87H92V86H91ZM3 88H4V89H3ZM6 88L8 89V85H7ZM6 88L4 87V84H3V87L0 89V97H1V98H0V101H1V102H0V103H2V102L5 101V100H4V99H6L5 96H6V97L11 96V93L14 91V90H12V92H10V94L8 95L7 93H9V89H8V91L6 90V91H7V92H6V91H5ZM23 88H24V87H23ZM30 88H31V86H30ZM33 88H35V87H33ZM44 88H45V89H44ZM64 88H65V87H64ZM66 88H67V87H66ZM43 89H44V90H43ZM3 90H4V91H3ZM39 90H40V91H39ZM42 90H43V92H42ZM45 90H46L47 92H46ZM34 91H35V89H34ZM36 91H35V92H36ZM45 92H46V93H45ZM3 93H6L7 95H6V94H3ZM31 93H32V94H31ZM48 93H49V95H48ZM38 94H39V95H38ZM3 96H4V99H3ZM20 96H18V97L20 98ZM18 97H17V98H18ZM27 97H28V98H27ZM34 97H35V98H34ZM39 97H40V98H39ZM8 98L10 99V97H8ZM1 99H3V101H2ZM9 99H8V100H9ZM31 99H32V100H31ZM51 99H52V101H51ZM17 100H18V99H17ZM24 100H23V101H24ZM29 100H31V101H29ZM6 101H7V99H6ZM18 101H19V100H18ZM33 101H32V102H33ZM35 101H34V102H35ZM26 102H25V103H26ZM51 102H52V103H51ZM22 104L24 105L23 102H22ZM52 104H53V105H52ZM33 105H34V107H35V105H36V107H35V108L33 107V109H32V106H33ZM24 106L26 107V105H24ZM61 107H64V106H61ZM61 107H60V108H61ZM66 108H67V107L65 106V109L63 108V110L66 111ZM0 109H2L1 106H0ZM30 109H31V110H30ZM61 109H62V108H61ZM67 109H69V108H67ZM29 110L31 111V112H30V113H31V117H30V119H28V116H29V115H28ZM36 110H37V111H36ZM56 110H57V109H56ZM32 111H34V112H32ZM52 111H53V112H52ZM58 111H59V113L62 112V110H59V109H58ZM67 111H68V110H67ZM69 111H70V109H69ZM69 111H68V112H69ZM35 112H36V113H35ZM68 112H66V113H68ZM30 113H29V114H30ZM51 113H53L52 116L50 115ZM59 113H58V114H59ZM66 113L63 112L62 115L66 114ZM32 114H33L34 117H35L37 114H38V116H36V117L34 118V117L32 116ZM58 114L56 115V117L53 116L52 119H56L57 117L61 119V117H59V116L61 115V113H60L59 115H58ZM62 115H61V116H62ZM40 116H41V117H40ZM37 117H38V118H37ZM43 117H44V118H43ZM47 117H48V118H47ZM101 117H103V115H102ZM31 118H32V119H31ZM33 118H34L35 120H34ZM36 118H37V119H36ZM45 118H47V119H45ZM107 118H108V117H107ZM39 119H40V120H39ZM42 119H43L44 121H43ZM52 119H51V120H52ZM103 119H106L105 116H104ZM103 119H102V121H104ZM20 120H22V121H20ZM38 120H39L40 122H39ZM19 121H20V122H19ZM108 121H109V119H107L105 123H107ZM36 122H37V123H36ZM38 122H39V123H38ZM41 122H42V125H41ZM48 122H49V121H48ZM100 122H101V121H100ZM1 123H2V122H1ZM12 123H13V124H12ZM19 123H22V124H19ZM34 123H35V124H34ZM148 123H149V122H148ZM7 124H8V125H7ZM45 124H44V126H45ZM103 124H104V123H103ZM143 124H144V123H143ZM219 124H220V123H219ZM4 126H5V125H4ZM20 126H23V127H22V128L24 129L23 131L21 130L22 128H21ZM99 126H100V125H99ZM101 126H103V125L101 124ZM106 126H107V125H106ZM218 126H219V129H220L221 125H218ZM17 127H18V129H19V127H20V129L17 130ZM140 127H141V128L143 127L142 124H141ZM222 128H223V127H222ZM222 128H221V129H222ZM39 129H40V130H39ZM99 129H102V130H103V127L99 128ZM99 129H98V130H99ZM105 129L107 130V128H105ZM142 129H144V128H142ZM142 129H141V130H142ZM155 129L157 130V128H155V127H154V129H153V127H152L151 129H148V132H149V130H152V132H151V133L153 134V135L151 134L152 137H154V134H155V133H158V132H157L158 130L156 131ZM217 129H218V127H217ZM1 130H2V131H1ZM10 130H11V131H10ZM146 130H147V129H146ZM153 130H154V132H155V131H156V132L154 133ZM13 131H14V132H13ZM100 131H101V130H100ZM159 131H160V130H159ZM4 132H8V131H4ZM4 132H3V134H5ZM9 132H8V133H9ZM95 132H97V131L94 130V134H95ZM101 132H102V131H101ZM101 132H100V133H101ZM144 132H145V130H144L143 132L140 131L141 134L144 133ZM180 132H183V131H180ZM180 132H178V133H180ZM100 133H99V134H100ZM102 133H104V132H102ZM149 133H150V132H149ZM182 134H183V133H181V135H182ZM31 135H33V136H31ZM95 135H97V134H95ZM151 135H149V136H150V139H151ZM156 135H157V134H156ZM156 135H155V136H156ZM145 136H146L145 138L148 139V137H147V136H148V135H147V131L145 132ZM12 137H13V138H12ZM28 137H29V138H28ZM93 137H94V136H93ZM100 137H101V136L99 135V138H100ZM143 137H144V135H143ZM1 138H0V139H1ZM27 138H28V139H27ZM33 138L35 139L36 137H33ZM95 138L97 139L96 136H95ZM5 139H6V138H5ZM24 139H25V140H24ZM2 140H3V139H2ZM15 140H16V143H17V144H15L16 146H14V147H17V148H15L16 151L13 152L12 150L14 149V147H11V145H12V146L14 145L13 143L15 142ZM29 140L27 141L28 146H29V143L31 142V141L29 142ZM100 140H101V139H99V141H100ZM5 141H3V142H5ZM20 141H21V142H20ZM95 141H96V140H95ZM11 142H12V144H11ZM32 142H31V143H32ZM92 142H94V140H93ZM92 142H91V144H92ZM102 142H103V141H102ZM97 143H99V142H98V139H97ZM97 143H95V144L92 145V146L96 147L95 145H96ZM100 143H101V141H100ZM100 143H99V145H97V147L99 146V147L101 148ZM219 143H220V142H219ZM221 143H222V145H220ZM221 143H220L219 145L217 144V146H218L217 148H219V146H220V149H221V151H220V149H219V151H218L219 153L222 152L223 147L226 148V146H227L226 144H223L224 142H221ZM0 144H1V143H0ZM102 145H103V143H102ZM225 145H226V146H225ZM5 146H6L7 149H8L9 151H11L13 154H12L11 152H8V150L5 148ZM23 146H25L24 143H23ZM26 146H27V145H26ZM20 147H22V145H20ZM90 147H91V145H90ZM26 148H27V147H26ZM18 149H19V150H18ZM22 149H24V147H22ZM22 149H21V150H22ZM94 149H95V148H94ZM226 149H227V148H226ZM226 149L223 150V153H221V155L224 154V153H225V154L227 153V150H226ZM25 150H26V149H25ZM95 150H96V149H95ZM97 150H98V149H97ZM152 151L155 153V150L152 149ZM16 152H18L19 154L17 153V154H18V155H17ZM23 152H24V151H23ZM4 153H5V154H4ZM8 153H9V154H8ZM24 153H25V152H24ZM145 153H149V151L147 150V152H145ZM145 153H144V156H145ZM154 153H151L150 156H153ZM219 153H218V154H219ZM152 154H153V155H152ZM156 154H157V156H159L158 153H156ZM156 154L154 155V158H153V157L151 158L152 161H151L149 158H146L147 162H145V164L143 163L144 165H142V166H145L146 163H147V165H146L147 168H148L147 170H145L144 168H141L142 166H140V168H141V169H144V170L147 171V172L151 171V168H152L151 166L154 167L155 162L158 160V159H157L158 157H156L157 160H155V156H156ZM225 154H224V155H225ZM15 155H16V156H15ZM13 156H14V157H13ZM144 156L141 155V157H144ZM148 156H149V155H148ZM148 156H147V154H146V157H148ZM219 157H221V156L219 155ZM225 157L227 158L226 155H225ZM29 158H31V160H30ZM160 158H161V157L159 156V161H160ZM223 158H224V157H223ZM226 158H225L224 161L227 160ZM23 159H24V160H23ZM28 159H29V161H28ZM49 159H50V160H49ZM137 159L140 160L141 158L138 157ZM142 159H143L142 161H144L145 158H142ZM148 159H149V161H150V164L148 163ZM153 159H154V161H153ZM164 159H165L166 162L168 161V160H166V158H164ZM164 159L161 158V160H164ZM1 160H2V161H1ZM59 160H60V159H59ZM135 160H136V159H135ZM135 160H134L133 162H134V164L136 163V165H137L138 163H137V161L135 162ZM146 160H145V161H146ZM220 160L222 161V158H220ZM26 161L28 162V165H27V162H26ZM159 161H158V162H159ZM165 161H164V162H163V161H160V162H159L160 165L164 164ZM30 162H31L32 164H31ZM151 162H152L154 165H153V164L151 165ZM161 162H163V163H161ZM156 163H157V162H156ZM159 163L156 164L155 168H156V169L159 168V167H160V168L157 169V170H156L155 168H154V169L152 168V169H153V170L151 171L152 173L154 172V170H155V172H156V171L161 172V168H162L164 165L161 167V166H159ZM46 164H47V165H46ZM134 164H133V165H134ZM148 164L150 165L151 168L148 167V166H149ZM63 165H62V169H63ZM65 165H66V164H65ZM133 165H132V163H131V164H130V166H131L130 168H132ZM139 165H140V164H139ZM139 165H138V168H139ZM166 165H168V164L165 163V166H166ZM12 166H13V168H12ZM158 166H159V167H158ZM166 167H167V166H166ZM64 168H65V166H64ZM66 168H68V167L66 166ZM133 168H134V169H135V168L138 169L137 166H133ZM140 168H139V169H140ZM168 168H169V166H168ZM2 169H3V170H2ZM15 169H14V170H15ZM47 169H48V168H47ZM55 169H58V168H55ZM134 169H132V170L130 169L132 173H133V170H134ZM139 169H138V170H139ZM141 169H140V170H141ZM149 169H150V170H149ZM162 169H163V168H162ZM165 169H166V168H165ZM7 170H6V171H7ZM44 170H45V171H44ZM60 170H61V166H60L59 171H58L59 174H56L55 176H57V175H59L60 177L62 176V175H61L62 173H61ZM138 170H136V171H137V174H138V172H141V171H142V170H141V171H140V170L138 171ZM148 170H149V171H148ZM163 170H164V169H163ZM167 170H168V169H166V170H164V171L166 172ZM232 170H233L234 172H236V174H237V171H235L234 168H233ZM164 171H163V172H164ZM179 171H180V169H179ZM191 171H193V170H191ZM229 171H231V169H230ZM62 172H63V171H62ZM64 172H67V170H66V171L64 170ZM131 172H130V173H131ZM134 172H135V171H134ZM142 172H143V171H142ZM147 172H146V176H145V177H147V175L151 174L150 172H149V174H147ZM155 172L153 173L154 176H155ZM159 172L156 173V174H158L159 176L162 177L163 174L160 175L161 173L159 174ZM165 172H164V173H165ZM12 173H13V171H12ZM22 173H23V174H22ZM39 173H40V174H39ZM41 173H44V174L41 175ZM67 173H68V172H67ZM132 173H131V174H132ZM143 173H144V172H143ZM167 173H168V171H167ZM167 173H166V174H167ZM179 173H180V172H179ZM179 173H178V174H179ZM63 174H64V173H63ZM134 174H135V173H134ZM137 174H135V175H137ZM174 174L176 175V173H174ZM228 174H229V172H228ZM2 175H3V174H2ZM140 175H141V174H140ZM167 175H168V174H167ZM180 175H181V174H180ZM232 175H233V172H232ZM232 175H230V176L233 177ZM40 176H41V177H40ZM42 176H46V178L43 179V183L41 182L42 180H40V179H42ZM63 176H64V177H63ZM63 176H62L63 178H65V177L67 178V174H66V173H65V175H63ZM130 176H131V175H129V178H130ZM151 176H152V174H151ZM151 176H148V177L150 178ZM154 176H153V177H154ZM164 176H165V174L163 175V178L165 179L166 177H164ZM173 176H174V175H173ZM227 176H228V178H229V175H227ZM238 176H240V175H238ZM2 177H4V176H1V177H0V181H1V178H2ZM50 177H52V178H50ZM138 177H139V176H138ZM141 177H142V176H141ZM141 177H139V178H141ZM143 177H144V174H143ZM148 177H147V179H148ZM168 177H169V176H167V178H168ZM231 177H230V180L232 179ZM235 177L237 178V176H234V179H235ZM43 178H44V177H43ZM66 178H65V179H66ZM131 178L134 179V181L137 180V179L135 180L136 176H135V178H133V176H132ZM139 178H138V180H139ZM151 178H152V177H151ZM151 178H150V179H151ZM167 178H166V181H165V182H168V181H169V180L167 181ZM240 178H241V177H240ZM61 179H62V178H61ZM61 179H60L59 181H61ZM132 179H131L130 181H133ZM160 179H161V178H160ZM169 179H171V178H169ZM174 179L177 180L178 178H177V177H176V178L174 177ZM234 179H233V180H234ZM238 179H239V178H238ZM242 179H243V178H242ZM6 180H8V179H6ZM6 180L2 178V181H3V182L5 181V182H4L5 184H6ZM62 180H63V179H62ZM142 180H145V179H142ZM142 180H140V181H141V183L144 185V187L147 189V192H148V188H147L146 186H149L148 184H150V183H152V182H150V183L147 182V185L145 186L144 182L146 183V181L143 182ZM176 180H173V181L175 182ZM179 180H180V179H179ZM192 180L194 181V179H192ZM228 180H229V179H228ZM233 180H232V181H233ZM2 181H1V182H2ZM63 181H64V180H63ZM114 181H115V178H114ZM117 181H118V179H117ZM140 181H139V183H140ZM147 181H148V180H147ZM152 181H153V180H152ZM236 181H237V183L233 182L235 186H233V183H232V182L230 183V185L232 184V186L235 187V188H233V190H232V188H231L230 190H232L233 192L236 191L237 194L234 193V195H230V194H231V193H230L229 196H233L234 198H237V197L239 196L238 198H240V195L238 194L240 191H238V190H240V188H241V190L243 191L244 187L242 188L240 185H243V184H241V183L244 182V180H241V181H240V180H236ZM238 181L241 182V183H239ZM1 182H0V185L2 184L1 187L3 188V186H4L5 184H4V183H1ZM9 182H10V181H8L7 183H9ZM57 182H58V181H57ZM136 182H137V181H136ZM159 182H160V181H159ZM162 182H163V180H162ZM179 182H180V181H179ZM41 183H42V184H41ZM49 183H50V182H49ZM55 183H56L55 181L52 182V183H51V186H52V184H55ZM115 183H116V182H115ZM127 183H129V181H127ZM133 183H134V184H133ZM133 183H132V185L135 186L136 183H135V182H133ZM139 183H137V186H138ZM160 183H161V182H160ZM160 183L157 182V184H160ZM195 183H196V182H195ZM238 183H239L240 185H239ZM247 183H248V182H247ZM9 184H10V183H9ZM47 184H48V181H47ZM130 184H131V183H130ZM142 184H140V186H141ZM152 184H153V183H152ZM161 184H163V183H161ZM164 184H165V183H164ZM168 184H172L173 186H175V185L178 186V185L176 184V182H175V185H174L173 183H169V182H168ZM168 184H166V185L168 186ZM178 184H179V183H178ZM236 184H237V187H236ZM245 184H246V182H245ZM6 185H8V184H6ZM45 185H46V184H45ZM48 185H49V184H48ZM127 185H128V184H127ZM127 185H126V186H127ZM150 185H151V184H150ZM194 185H195V184H194ZM247 185H249V184H247ZM8 186H9V185H8ZM51 186L49 185V187H51ZM130 186H131V185H130ZM137 186H136V188H137V190H138V188H140V186H138V187H137ZM153 186H154V184H153L152 186H150V187H153ZM158 186H159V185H158ZM164 186H165V185H164ZM164 186H163V187H162V186H159V187H161V188L163 189ZM167 186H166V187H167ZM173 186H172V189H173V188H176V187H173ZM180 186L183 187L182 183H181ZM180 186H179V188H180ZM238 186H240V188H238ZM1 187H0V191L3 190ZM6 187H7V186H6ZM9 187L11 188V184H10ZM9 187H8V188H9ZM38 187H39L40 189H42V190L39 191V192L36 191V190L39 189ZM42 187H44L45 189L47 188L46 191H48V190L50 189L49 187H46V186H42ZM144 187H142V188H144ZM159 187H157V188H159ZM166 187H165V188H166ZM169 187H170V185H169ZM195 187H196V186H195ZM245 187L247 188V186H245ZM249 187H250V186H249ZM10 188H9V189H10ZM37 188H38V189H37ZM48 188H49V189H48ZM128 188H129V187H128ZM128 188H127V189H128ZM131 188H132V186H131ZM131 188H129V190H130ZM236 188H238V189H236ZM250 188H251V187H250ZM250 188H247L246 190L249 191ZM11 189H12V188H11ZM11 189H10V190H11ZM40 189H39V190H40ZM127 189H126V191H127ZM153 189H155V190H153L152 192L150 191V192H151V196H150V194H149L150 192H149V193H145L146 190H144V189L141 190L142 193H143V191H144V193L146 194V195H145V194L140 195V196L142 197V199H146L147 194L149 195V197H152V195H153L152 193H153L154 191H155V193H157V194L160 196V194H161V192H162V191L160 190V188H159V190H160L159 192H160V193L156 192L157 190H156L155 186L153 187ZM166 189H167V188H166ZM166 189H165V190H166ZM5 190H7V189L5 188ZM5 190H4V191H5ZM25 190H27V191H25ZM134 190H136V189L133 188V192H134ZM149 190H150V189H149ZM163 190H164V189H163ZM176 190H180V189H178V187H177ZM182 190H183V189H181V191H182ZM234 190H235V191H234ZM246 190H245V192H246ZM262 190H263V189H262ZM4 191H3V192H4ZM7 191H8V190H7ZM7 191H5V193H6ZM169 191H170V190H168V193H169ZM172 191H173V190H172ZM237 191H238V192H237ZM248 191H247V192H248ZM260 191H261V190H260ZM3 192H2V193H3ZM138 192H139V194L141 193L139 190H138ZM138 192H137L136 194H138ZM173 192H174V191H173ZM173 192H172V193H173ZM211 192H212V191H211ZM230 192H231V191H230ZM243 192H244V191H243ZM249 192H250V191H249ZM251 192H254L253 189H251ZM0 193H1V192H0ZM5 193H4L3 195H5ZM128 193H129V194H132V192H129V191H128ZM128 193H127V195H128ZM172 193H171V194H172ZM179 193H181V192H179ZM179 193H176V194H179ZM182 193H183V192H182ZM261 193L263 194L264 191L261 192ZM17 194H18V195H17ZM157 194H154V195L158 196ZM176 194H173V195H175L176 197H178V198L174 197L175 200H177V199H182L181 197H179V196L176 195ZM240 194H242V192H241ZM244 194H245V193H244ZM247 194H248V193H247ZM251 194H252V193H251ZM3 195H2V196H3ZM11 195H12V196H11ZM19 195H20L21 197H19ZM36 195H38V194H36ZM154 195H153V196H154ZM164 195L167 196V194H165V193H164ZM164 195H163V192H162V196H163V197H164ZM168 195H169V194H168ZM184 195H185V194H184ZM235 195H236V197H235ZM245 195H246V194H245ZM245 195H242V196H245ZM255 195H256V194H255ZM28 196H29V195H28ZM33 196H34V194L31 195V197H30V196H29V197L32 199ZM131 196L133 197V195H130V197H131ZM134 196L137 197V195H134ZM140 196H138V197H140ZM143 196H144L145 198H143ZM156 196H154L155 198H151V200H149L148 198H147L148 200H147V199L145 200V201L149 202V205H147V204H148L147 202H146V204H145L144 201H143V203L145 204V206L149 207L150 204H151L152 207H154L153 204L156 206V200H157V198H160V197H161V196H160V197L158 196V197L156 198ZM180 196H182V195L180 194ZM242 196H241V199H242L243 201H245L246 203L249 202V201H251L250 204H253V203L256 204V203H255L256 200H252V199H254V198H252V199L250 198V196H252V195H249V197H246V196H247V195H246V196H245V199H244V197H242ZM253 196H254V195H253ZM253 196H252V197H253ZM15 197H17V199H16ZM18 197H19V198H18ZM34 197H35V196H34ZM124 197H126V196H124ZM132 197H131V200H132ZM138 197H137V198H138ZM168 197H169V196H168ZM172 197H173V196H172ZM172 197H171V200H170V198H169V199H167V201L170 200V201L172 202ZM182 197H183V196H182ZM254 197H255V198H259V197H257V196H254ZM134 198H135V197H134ZM187 198H188V197H187ZM187 198L184 197L185 200H186ZM230 198H232V197H230ZM230 198L228 197V199H230ZM238 198H237V199H238ZM26 199H27V200H26ZM31 199H30V200H31ZM127 199H128V198H127ZM129 199H130V198H129ZM129 199H128V200H129ZM138 199H139V198H138ZM138 199H136V200L138 201ZM140 199H141V198H140ZM142 199H141V202H142ZM152 199H153V200H152ZM237 199L235 200L237 203L233 200V201L235 202L234 204H239V202L242 201L241 199H239V200H237ZM24 200H25V201H24ZM124 200H126V198H125ZM162 200H163V201H162ZM182 200H183V199H182ZM185 200H184V201H185ZM152 201H153V202L155 201V202L152 203ZM160 201L164 202V199L161 198ZM160 201H159V199H158V201H157L158 204H157V205H160V204L162 203V202H160ZM177 201H178V200H177ZM177 201H176V202H177ZM229 201H231V200H229ZM253 201H254V202H253ZM121 202H125V201H123V200L121 201V200H120V202H119V205L121 206L120 208L124 209L128 204H127V205L125 204V205H124V208H123V206H122L123 204H122ZM129 202H130V201H129ZM171 202H168V203L166 204V201H165V203H162L163 208H164V211H163V208H162V209H161L162 212L160 213V210L158 209V211H159V212H158V213H159L158 215H159V216L161 215L160 217L157 216V214L155 213V212H156L155 209H154L155 212L153 213V211H152V214H153V215H151L152 207H151V210H150V215H151V216H157L158 218H154V219H155V220H157V219L159 220V219H161V217L164 216V215H165V217H162V219H163V218L165 219V218L167 217V215L169 214V215H168L169 217H167L168 220L170 219L169 221L174 223V221H173L174 219H176V221H177V217H175V214H176V213H177V214L180 213L179 210H182V209H180V208L178 209V207L181 206L180 201H179L180 206H178V203L174 202V200H173L172 204H174V203L177 204V206L174 204V206H176L177 208H176V207H175V208L173 207V209H178V210H175L176 213L174 212L173 209H172L173 212L170 211V209H171V206H170V205H171V204H169V203H171ZM120 203H121L122 205H121ZM125 203H126V202H125ZM130 203H131V202H130ZM138 203H140V202H138ZM159 203H160V204H159ZM185 203H186V202H184V204H185ZM188 203H189V202H188ZM240 203H241L242 206L245 205V203L243 204V202H240ZM1 204H2L3 206H2ZM21 204H20V206H21ZM140 204H142V203H140ZM168 204H169V205H168ZM184 204H183V205H184ZM254 204H253V206L251 205V208L254 207ZM129 205H130V204H129ZM129 205H128V206H129ZM132 205H133V203H132L129 207H131ZM162 205H160V206L162 207ZM166 205H167V208H166ZM188 205H190V203H189ZM188 205L185 204V206H183V207L181 206V207L184 209V210H182L181 213H183L184 211H186V208L188 207ZM142 206H143V205H142ZM160 206H159V208H161ZM169 206H170V209L167 210ZM249 206H250V205H249V203H248V207H249ZM256 206L258 207V205H256ZM17 207L19 208V206H17ZM157 207H158V206H157ZM157 207H156V209H157ZM190 207H191V209H190ZM245 207H246V206H245ZM2 208H1L0 210H2ZM120 208H118V209H120ZM165 208H166V211H168L169 213L165 212ZM254 208H255V207H254ZM4 209H3V210H4ZM125 209H126V208H125ZM125 209H124V210H125ZM130 209H131V208H129V210H130ZM187 209H188V210L190 209V211L187 210L186 215H188V212L190 213V212H192V211L194 210V208H193V210H192V206H191V205H190L189 208H187ZM255 209H256V208H255ZM258 209H259V208H257V210H258ZM3 210H2V211H3ZM16 210H17V209H16ZM127 210H128V209H126V211H127ZM202 210H203V209H202ZM202 210H201V211H202ZM253 210H254V209H253ZM257 210H256V211H257ZM13 211H14V210H13ZM120 211H121V210H120ZM177 211H178V212H177ZM195 211H196V209L194 210V213H193V214H195ZM197 211H198V210H197ZM201 211H199V212L201 213ZM258 211H259V210H258ZM118 212H119V211H118ZM164 212H165V213H164ZM170 212H171V214H170ZM120 213L122 214L123 212H119V214H120ZM147 213H148V212H147ZM147 213H146V214H147ZM163 213H164V214H163ZM166 213H167V214H166ZM172 213H173L172 218L175 217L174 219L170 218L171 215H172ZM174 213H175V214H174ZM200 213H199V214H200ZM119 214H118V216H119ZM154 214H155V215H154ZM183 214H184V213H183ZM193 214H190V217H187V216H184V215H181V216H182V217H181V216L177 215V216H179V217H181V218L178 220V222H175V224H174L175 228H174L173 225L169 226L170 224H173V223L168 222V220H166V222H165L164 220H162V221H164V222L161 223L162 226H160V228H161V227H162V228H164V227H167V228L171 227L173 230H174V229L176 230L177 234H178V232L180 231V230H179L180 228H181L182 230H185V232H183V233L185 234V236H184V234H183L182 232H180V234L182 233L186 240L184 239L183 236H181L182 234H181L180 236H181V238L183 237L182 240L184 239V241H185V243H186L187 239L190 240V238H193V237H192V234H193L194 232H192L191 230L195 229V227H196V229L198 230V227H197V226L200 227V225H198V224L201 223V220H200L201 217H199V218H198V219H199V220H198L199 223H196L197 220L194 221V222L197 224V226L194 227V226H192V224L190 225V222H191V221H189V220L192 219L193 216H191V215H193ZM196 214H197V213H196ZM199 214H197V215H199ZM122 215H123V214H122ZM125 215H127V214L124 212V218H125ZM120 216H121V215H120ZM120 216H119V220L121 219ZM151 216L149 217V213H148V216L145 215V212H144L143 216L141 217V218H142V221H141V218H140V222L145 221L144 219H146L147 217H148L149 219L153 218V217H151ZM183 216H184L186 219L189 218V220H187V221H189L188 224H186L187 221H186V219L184 220ZM188 216H189V215H188ZM144 217H146V218H144ZM260 217H261V216H259L258 219H259ZM262 217H264V216H262ZM122 218H123V217H122ZM149 219H148V220L146 219V221H149V222L151 223V220H149ZM154 219H153V221H152L153 223L155 222ZM182 219L184 220L183 222H185V223H182V224H183V226H182L183 228L180 227V226L182 225L181 223H180L181 225H179V221L182 222ZM193 219H194V218H193ZM193 219H192V221H193ZM196 219H197V218H196ZM258 219H257V220H258ZM121 220H122V219H121ZM121 220H120V221H121ZM171 220H172V221H171ZM257 220H256V221H257ZM256 221H255L256 224L261 223V222H259V220H258V222H256ZM261 221L264 222V218H263V219L261 218ZM121 222H122V221H121ZM194 222H193V224L195 225ZM117 223H118V221H117ZM119 223H120V222H119ZM147 223H148V222H147ZM153 223L150 224V227H151V228H152V224H153ZM167 223L169 224V225H168L169 227L166 225ZM255 223H253V226L258 227L257 225H254ZM138 224H139V223H138ZM141 224H142V223H140V226H139V227H141ZM143 224H144V222H143ZM143 224H142V225H143ZM145 224H146V222H145ZM145 224H144V225H145ZM163 224H165L166 226L163 225ZM177 224H178V226L180 227L179 229H178V227H177ZM185 224H186V226H185ZM261 224H262V223H261ZM261 224H260V225H261ZM263 224H264V223H263ZM116 225H117V224H116ZM119 225H120V224H119ZM119 225H118V226H119ZM144 225L140 228V230H139L140 232H141V230H143ZM188 225H189V226H192V227H189ZM145 226L147 227L146 230L148 229V230H147L148 232L146 233V232H145L146 230L144 229V230L142 231L143 234L140 233L139 236H140L141 234H142V235H144V234H147V235H148V233H149V229H151V228H150V227L148 228L149 225H148V226L145 225ZM172 226H173V227H172ZM184 226H185V227H184ZM176 227H177V229H176ZM187 227H189V230H188ZM193 227H194V228H193ZM243 227H244V229H245V227L247 228V227H249V226H243ZM243 227H241V229H242ZM261 227H262V226H260V228H261ZM144 228H145V227H144ZM162 228H161V229H162ZM184 228H185V229H184ZM190 228H191V230H190ZM192 228H193V229H192ZM200 228H201V227H200ZM249 228H250V227H249ZM260 228L258 227V229H260ZM23 229H25V228H22V230H23ZM29 229H30V228H26V231H27V230L29 231ZM164 229H166V228H164ZM164 229H163V230H164ZM169 229H170V228H169ZM196 229H195V230H196ZM241 229H240V234H243V233H244L243 231H247V230H248V228H247V230H243V229H242L243 231L241 232ZM258 229H257V231H258ZM34 230H35V229H30L29 233H28V231H27V232H25V230H23V231L25 232V235H29V236H31L30 234H32V233H34V232L36 231V230H35V231H34ZM159 230H160V229H159ZM173 230H172V231L170 230V233L173 232ZM175 230H174V231H175ZM182 230H181V231H182ZM251 230H252V229H251ZM20 231H21V230H20ZM37 231H38V230H37ZM37 231H36V233L39 232V231H38V232H37ZM160 231H161V230H160ZM160 231H158V233H159L158 235H160V237H157L155 240L158 239L157 241H159V240L163 237V240H164V239H167V242H166V240L163 241V240L161 239V240L159 241V243L162 241V243L164 242L165 245H166V243H168V241H170L169 243H174V244H175V245H172V244L170 245V244L168 243V247H166V246H164V245L161 243V244L163 245L162 248L165 249V252H163L164 250L160 248V247H161V246H160L161 244H159V245L155 248V246H156L155 243H156L157 241H153L154 238L149 237V236H146V235H144V237H147L146 240H148V238H149L151 241L155 242V243H154L155 246L152 245V243H153V242H152V243H151V247H154L156 251L161 252V250H163L162 253H167V252L170 250V251H169L170 253L168 252V253H169V256H167V258L169 257V259H170V263H166V264H172V263L175 264V263H177V262H179V261L183 264V262H182L181 259H183V261H185V259L187 258L186 256L191 254V253H188L189 251H192V252H193V255L195 254V255H198V256L195 257V255L193 256V255L191 254V255H190L191 258L188 257L189 259H187V260L185 261V262H187L186 264H189V263L194 262V261L196 262L195 264H200V263L202 264V262H203L204 264H205V263L207 264V262H209L210 260H214V259H211V255H212V253L209 252L210 249H211L212 247H211L210 249L208 248L209 250H207V248H206V246H205L206 243H205V244L203 243V242H204V239H203L202 237H201V238H197V239H192V240H194V244H192L193 242H192L191 240H190V241L188 240V241H189L188 244H190L191 246L194 245L193 247L196 249V251L194 252L195 249L192 250L193 248H192V247H189L190 245L187 246V243H186V246L189 247V249H190V248H192V249L188 250V248H187L185 245L180 244V243H182L181 240H179V242L177 243L178 239H180V236H179V238H178V237H175V236H178L179 234H178V235H175V234H173V233H174V232H173V233H172L173 236H174V239H173L172 234L170 235V233H168V232H169L168 229H166V230H165L166 232H165V231H162V232H163V235H164V233H165V234L167 233L166 238H164L165 235L162 236V234H160V233H161ZM186 231H188V232H186ZM193 231H194V230H193ZM200 231H201V230H198V232H200ZM252 231H253V230H252ZM255 231H256V230H255ZM255 231H254V233H256ZM21 232H22V231H21ZM21 232H20V234H21V235H22V234L24 235V233H21ZM189 232H192V233L190 234ZM247 232H248V231H247ZM249 232H250V230H249ZM27 233H28V234H27ZM36 233H35V234H36ZM39 233H41V232H39ZM187 233L190 234V236H188ZM254 233H253V234H254ZM168 234H169L171 237L168 236ZM195 234H196V232H195ZM195 234H194V236H195ZM198 234H199V233H198ZM201 234H202V233H200V236H201ZM38 235H39V234H37V236H38ZM131 235H132V234H131ZM142 235H141V238H140L139 236L136 237V235L134 234V235H133L134 240L131 239V238L129 237L130 235L127 236V238L129 237L131 240L128 238V239H129V243H126V242H125V243H124V247H125V244H126V249L131 251V249H128V248H130V247H128V246H129V244L132 243V240L135 241V239L137 238L136 240H138L137 242H139V238H140V239H143V241H145V240H144V237H143ZM250 235H251V234H250ZM255 235H256V234H255ZM33 236H35V235L33 234ZM37 236H35L36 238L33 237L34 240H35V239H38ZM40 236H43V233L39 235V239H40ZM44 236H45V235H44ZM134 236H135V237H134ZM161 236H162V237H161ZM186 236H187L188 238H186ZM241 236L245 237V236H247V235L244 236V234H243V235H241ZM22 237H23V236H21L20 238H22ZM27 237H28V236H26V238H27ZM142 237H143V238H142ZM168 237H170V239H169ZM198 237H199V235H198ZM238 237H239V236H238ZM238 237H237V238H238ZM247 237H248V236H247ZM20 238H19V240H17V241L20 242V241L22 240V242H23V241H25V239H26V238H25V239L23 238V239L20 240ZM33 238H31V239L33 240ZM42 238H43V237H42ZM42 238H41V239H42ZM151 238H152L153 240H152ZM171 238H172V241H171ZM175 238L177 239V241L174 242V240H176ZM194 238H195V237H194ZM216 238H217V237H216ZM216 238H215V239H216ZM237 238H236V239H237ZM239 238H240V237H239ZM248 238H249V237H248ZM250 238H253V236H251ZM28 239L30 240V238H28ZM28 239H26V240H28ZM128 239H127V240H128ZM168 239H169V240H168ZM199 239H200V241H199L200 243L198 242ZM201 239H203V241H202ZM243 239H244V238H242V240H243ZM32 240H31V241H32ZM195 240H197V241H195ZM240 240H241V239H240ZM31 241H29V242H31ZM38 241H39V240H38ZM38 241L36 240V242H38ZM130 241H131V242H130ZM143 241L140 240L141 243H142ZM213 241H214V242H218L217 240H213ZM22 242H21V243H22ZM34 242H35V241H34ZM34 242H32V243H34ZM59 242H60V240H59ZM59 242H58V243H59ZM135 242H136V241H135ZM135 242H134V243H135ZM137 242H136V243H137ZM195 242L198 243L199 247L196 245L197 243H195ZM23 243H25V242H23ZM58 243H56V240L53 241L52 238L50 239V238H48V237L43 238L42 241L40 242L41 247L44 248V249H42V251L45 250V249H47V251H48V252L50 251L51 254L55 253V254L58 256V257L56 256V258H54V257H55V256H54V257H53L54 259L52 258V259H53V261L51 260V261L53 262L52 264H63V263L65 264V262L70 263V261H67L68 259H66V261H64V258H63L64 254H63V252H61V251H62V250H61L62 248H61L60 245H59V244H62V242L59 243V244H58ZM141 243H140V246H138L137 244H135L136 247H135V245H134V247H132V250H133V248H135V252H136V251L140 252V250H139L138 248L141 247L140 249H142L143 246L147 245V243H146V244H145V243H142L143 245H142ZM157 243H158V242H157ZM176 243H177V244H176ZM183 243H184V242H183ZM201 243H203V244H201ZM27 244H28V241H27ZM29 244H30V243H29ZM34 244H35V243H34ZM36 244H37V243H36ZM38 244H39V243H38ZM40 244H39V247H40ZM127 244H128V246H127ZM138 244H139V243H138ZM144 244H145V245H144ZM179 244H180V248L183 249V248H184L183 246H185V248H187V249L185 250V248H184L183 251H180V250H179V249H180V248H179ZM215 244H216V243H215ZM217 244H218V243H217ZM31 245H32V244H31ZM141 245H142V246H141ZM177 245H178V247H177ZM182 245H183V246H182ZM200 245H202V247H204V248H203L204 250L200 247ZM220 245H222V244H220ZM220 245H218V248H220ZM29 246H30V245H29ZM36 246H37V245H36ZM62 246H63V245H62ZM131 246H133V244H131ZM147 246H148V245H147ZM147 246H145V247H147ZM149 246H150V244H149ZM170 246H171V248H170ZM174 246H176V247H174ZM181 246H182V247H181ZM195 246H197V248H196ZM209 246H210V244H209ZM209 246H208V244H207V247H209ZM211 246H212V245H211ZM31 247H32V246H31ZM127 247H128V248H127ZM137 247H138V248H137ZM145 247H144V249H145ZM151 247H150V248L147 247V248L149 249V251H152V252H149V251H148V252L150 253V255H151L152 253H153V254H155V253L158 254V257H157V254H156V262L153 261L155 258H151L153 254H152L151 256H149V258H151V259H147L148 257H147V258L145 257V259L143 258L142 261H143V263H144L145 260H148V261L151 260L150 264H152L153 262H154V264H157V263H158L157 260H159V259H157V258H159V255H161L162 253L159 254L158 252H155V250H154V252H153V250L151 249ZM164 247L168 248V249H167L168 251H166V248H164ZM221 247H222V246H221ZM37 248H38V246L35 248V250H36ZM147 248H146V250H148ZM157 248H160V249L157 250ZM169 248H170V249H169ZM172 248H173V249H172ZM177 248H178V252L180 251L179 253L181 254V257L183 256L182 253H183L184 251L187 252V253L184 252L185 254L183 253L184 256H185V258H183V257H184V256H183L182 258L179 257L180 260L177 259V258H178V255H180V254H178V253H177L178 255L176 254L175 256L171 255V254H174V252H173L174 249H175V253H176V249H177ZM213 248H214V247H213ZM215 248H216V245H215ZM32 249H33V247H32ZM40 249H41V248H40ZM40 249L38 248V250H40ZM126 249H124V251H126ZM137 249H138V250H137ZM197 249H198V250H197ZM199 249H201V250H199ZM216 249H217V248H216ZM220 249H221V248H220ZM58 250H59V251H58ZM60 250H61V251H60ZM171 250H173V251H171ZM206 250L208 251L209 254L211 253L209 257L206 255L207 253H205V252H207ZM212 250H214V249H212ZM230 250H231V249H229V251H230ZM232 250H233V249H232ZM47 251H46V253H47ZM52 251H53V253H52ZM133 251H134V250H133ZM133 251H131V252L135 254V252H133ZM141 251H144V250H141ZM197 251H198V252L201 251L202 254H201L200 252L198 253ZM203 251H204V254L206 255V257H208V259L204 258V257H205V255H204V257H202V258H203V261H202V262H199V261H201V259H200L201 257L199 258V255H200V256H203ZM229 251H227V252H229ZM240 251H241V250H240ZM240 251H238L237 254L234 253V251H233V252L231 251L232 254H236V255H237V256H236V255H231V260L234 259V257H233V259H232V256H236L235 259L238 260V259H237L238 256H239V258H240V257L242 256V254H243V252H242V254H239V255H238V253H239ZM243 251H245V250H243ZM35 252H36V251H35ZM40 252H41V250L38 251V252H36V253H38V254L40 255ZM43 252H45V251H43ZM43 252H42V253H43ZM58 252H59V253L61 252V254H63V255H62V258L60 257L61 254H58ZM148 252H147V254H148ZM171 252H173V253H171ZM181 252H182V253H181ZM196 252H197V253H196ZM231 252H229V253H231ZM235 252H236V251H235ZM50 253H49V254H50ZM132 253H128V254L126 253V254H127V256L130 254L129 257H132V256H133V255L131 256ZM144 253H145V252H144ZM168 253H167V255H168ZM229 253H227V254H229ZM126 254H125V256H126ZM141 254L143 255L142 252H141ZM244 254H245V252H244ZM47 255H48V254H47ZM53 255H54V254H53ZM145 255H146V254H145ZM162 255H163V257L161 256V257L163 258L162 260H164V256L166 257V255H165V254H162ZM229 255H230V254H229ZM240 255H241V256H240ZM41 256H42V255H41ZM44 256H46V255H44ZM48 256H49V255H48ZM127 256H126V258H127ZM146 256H147V255H146ZM192 256H193V258H192ZM243 256H244V255H243ZM245 256H246V255H245ZM49 257L51 258V255H50ZM142 257H143V256H142ZM171 257H172V258H171ZM176 257H177V258H176ZM194 257H195V258H194ZM197 257L199 258L198 261L196 260ZM213 257H214V256L212 255V258H213ZM44 258H45V257H44ZM46 258H47V257H46ZM46 258H45L44 260H46V261L48 262V260H49L50 258H48V260H47ZM167 258H166V259H167ZM209 258H210V259H209ZM243 258L246 259V257H243ZM62 259H63V260H62ZM127 259H128V258H127ZM169 259H168V261L166 260V262H169ZM171 259H172V260L174 259L173 262H172ZM240 259H242V258H240ZM240 259L238 260V261H239L238 264H241L242 261H245V260L242 259L241 262H240ZM128 260H129L128 262L130 263V262H131V259H128ZM162 260H161V258H160V260H159L160 263H158V264H161V263L165 264V263H164L165 260H164L163 262H161ZM192 260H193V261H192ZM204 260H205V261L208 260V261L205 262ZM236 260H233V261H232L233 263L230 262V264H231V263H232V264L237 263L238 261H236ZM46 261H44V262H42V263H45ZM174 261H175V263H174ZM176 261H177V262H176ZM189 261H191V262H189ZM229 261H230V260H229ZM235 261H236V262H235ZM126 262H127V261H126ZM132 262H133V263H132ZM132 262H131V264H134V260H132ZM171 262H172V263H171ZM197 262H199V263H197ZM42 263H41V264H42ZM49 263H50V260H49L48 264H49ZM67 263H66V264H67ZM114 263H115V262H114ZM114 263H113V264H114ZM115 264H116V263H115ZM126 264H128V263H126ZM136 264H137V263H136ZM140 264H141V263H140ZM144 264H146V261H145ZM147 264H148V262H147ZM184 264H185V263H184ZM192 264H194V263H192ZM228 264H229V263H228ZM243 264H247L246 261H245V263H243Z\"/></svg>", "mask_w": 264, "mask_h": 264}]
</instances>
